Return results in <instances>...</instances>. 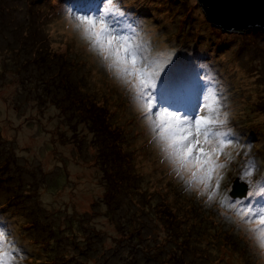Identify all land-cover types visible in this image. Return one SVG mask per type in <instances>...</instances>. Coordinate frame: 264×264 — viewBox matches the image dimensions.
<instances>
[{
    "label": "rangeland",
    "instance_id": "obj_1",
    "mask_svg": "<svg viewBox=\"0 0 264 264\" xmlns=\"http://www.w3.org/2000/svg\"><path fill=\"white\" fill-rule=\"evenodd\" d=\"M89 1L0 0L6 264H264V31L222 36L197 0ZM82 14L128 35L138 66L161 74L187 57L185 76L156 79L162 107L145 114ZM168 83L197 88L188 109L233 141L207 187L159 131L157 110H187L163 98ZM235 178L254 193L244 203L228 196Z\"/></svg>",
    "mask_w": 264,
    "mask_h": 264
},
{
    "label": "snow or ice",
    "instance_id": "obj_2",
    "mask_svg": "<svg viewBox=\"0 0 264 264\" xmlns=\"http://www.w3.org/2000/svg\"><path fill=\"white\" fill-rule=\"evenodd\" d=\"M78 20L83 26L86 36L94 39L102 51L112 53L118 71H121L126 77L132 78L129 83L133 86L137 99L144 101L145 114L152 112L154 108L162 107L163 105L158 104L157 101L156 79L160 77V73L138 66L140 58L130 42V37L111 34L109 25L103 16L97 19L94 15L82 14L78 16ZM155 115L160 121L161 135L170 134L165 138L169 141L172 156L181 166H187L189 162H192L198 170V172H191L192 177L207 187L216 169L221 166L217 164V158L221 151L226 145H231L233 142L228 138L220 139L218 143L210 139V126L215 123H223V121L197 115L192 118L193 123H189L188 115H182L178 110L169 112L167 107H164L162 111L157 110ZM182 125H187V127H181ZM214 144L215 146H213ZM253 195V192H248L247 197L233 196V199L244 203ZM247 207L248 212L251 213L252 205L249 203ZM261 213H264V207H261ZM257 224L264 225V214H258ZM3 235L4 233L0 232V242H2ZM260 238L264 241V231H261ZM7 256L9 253L0 247V264H6L4 258Z\"/></svg>",
    "mask_w": 264,
    "mask_h": 264
},
{
    "label": "water",
    "instance_id": "obj_3",
    "mask_svg": "<svg viewBox=\"0 0 264 264\" xmlns=\"http://www.w3.org/2000/svg\"><path fill=\"white\" fill-rule=\"evenodd\" d=\"M209 22L224 31H264V0H197ZM247 184L238 178L232 181L229 195L244 197Z\"/></svg>",
    "mask_w": 264,
    "mask_h": 264
},
{
    "label": "trees",
    "instance_id": "obj_4",
    "mask_svg": "<svg viewBox=\"0 0 264 264\" xmlns=\"http://www.w3.org/2000/svg\"><path fill=\"white\" fill-rule=\"evenodd\" d=\"M216 29L221 33L222 36L223 35H228L227 32H229V31L226 32V31H224V30H222L220 28H217V27H216ZM229 35H231V34H229ZM180 55L182 57V62L180 64L179 69H177L178 63H177L176 68L174 67L175 66L174 61H172L173 64L171 62L168 63L166 65L167 72H162L160 74L161 79L159 80V84L167 83V80L169 78L171 79L175 75V73L181 74L179 77L183 76V73H184V70L186 69V66L187 65L189 66L190 64L189 63L187 64V63L184 62V60L187 57H185L182 53H180ZM165 75H167V76H165ZM162 91H163L164 95L166 96V97H163V98H165L166 100L174 97V98H172L170 100V103H174V104L177 103V102H179L180 104L185 103L187 105L186 112H190L191 111V108L188 109V106H191L192 108L196 107L197 100L194 99V98L197 97V95H198L197 88H191L189 86H184V87H181V88H173V86H170L169 83H168V84H165V86L163 87ZM190 91H192L193 94H190ZM175 98H178V100H176ZM228 196L231 197L229 195V192H228ZM231 199H233V198L231 197Z\"/></svg>",
    "mask_w": 264,
    "mask_h": 264
},
{
    "label": "bare ground",
    "instance_id": "obj_5",
    "mask_svg": "<svg viewBox=\"0 0 264 264\" xmlns=\"http://www.w3.org/2000/svg\"><path fill=\"white\" fill-rule=\"evenodd\" d=\"M93 1H94V0H90L89 2H93ZM143 39H145V37H144ZM97 45H98V44H97ZM147 49H148V48H147ZM145 50H146V49H144V51H145ZM181 58H182L181 55H179V56H176L175 59L173 60L174 63L176 64V66H177V63L180 62V59H181ZM180 75H181V74H177V73H175L174 76H175V77H177V76L179 77ZM183 75H184V73H183ZM259 230H260V229H259ZM259 230H258V231H259Z\"/></svg>",
    "mask_w": 264,
    "mask_h": 264
},
{
    "label": "clouds",
    "instance_id": "obj_6",
    "mask_svg": "<svg viewBox=\"0 0 264 264\" xmlns=\"http://www.w3.org/2000/svg\"><path fill=\"white\" fill-rule=\"evenodd\" d=\"M196 105H197V102H196ZM198 107H199V106H198ZM192 109H193V108H192ZM194 109H195V108H194ZM198 109H199V108H198ZM191 111H192V110H191ZM180 112L185 114L184 110H182V109L180 110ZM191 113H193V112H191ZM188 116H192V117H193V116H195V113H194V114H191V115H188Z\"/></svg>",
    "mask_w": 264,
    "mask_h": 264
}]
</instances>
